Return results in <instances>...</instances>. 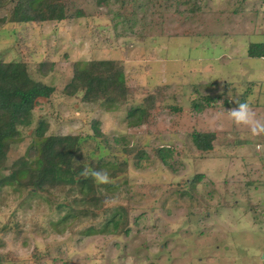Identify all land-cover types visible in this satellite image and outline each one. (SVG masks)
I'll return each instance as SVG.
<instances>
[{"label": "rangeland", "instance_id": "obj_1", "mask_svg": "<svg viewBox=\"0 0 264 264\" xmlns=\"http://www.w3.org/2000/svg\"><path fill=\"white\" fill-rule=\"evenodd\" d=\"M63 3V21L0 25V59L24 62L34 81L55 90L34 109L31 126L19 129L0 174L28 166L25 155L44 121L46 136H78V156L100 163L112 183L95 182L104 199L94 210L73 207L76 194L31 197L6 187L0 264H264V186L253 156L261 140L227 117L224 104L247 102L264 121L257 93L264 83H247L264 77V59L246 55L247 45L264 43V0ZM13 6L5 2L0 19ZM100 60L119 65L131 91L124 100L67 97L74 65ZM233 79L243 88L224 94L222 82ZM132 108L146 110L139 126L129 125ZM95 121L102 138L94 136ZM193 133L215 134L213 150L198 151ZM113 216L121 218L116 227Z\"/></svg>", "mask_w": 264, "mask_h": 264}, {"label": "trees", "instance_id": "obj_2", "mask_svg": "<svg viewBox=\"0 0 264 264\" xmlns=\"http://www.w3.org/2000/svg\"><path fill=\"white\" fill-rule=\"evenodd\" d=\"M60 1L0 0V7L5 2L14 3L9 17L0 19V25L6 22L17 26L63 21L65 3L60 4ZM107 1L100 0V4H106ZM247 57L264 59V43L250 44ZM40 69L43 76H47L50 67L43 63ZM54 91V88L34 81L24 62H4L0 59V172L10 147L20 142L19 129L31 126L34 109L40 105L42 99H49ZM63 92L67 97L82 93V100L87 104L101 101L112 104L122 102L131 91L126 86L119 65L113 60H100L89 61L81 67L74 65L72 78ZM145 104L151 108L153 98L146 100ZM134 116L135 121L129 125L139 126L146 116V110H128V117ZM98 126V122H93L92 130L96 138H102L103 134ZM47 132L48 124L39 121L35 130V141H32L25 155L28 166L13 170L7 177L0 174V193L6 187L14 186L13 189L18 192L27 190L31 197L35 194H76L80 198L71 202L73 207L98 209L104 196L101 193L97 196V185L91 177L84 179L79 173L84 167L104 168L94 160H81L78 156L81 145L78 136H46ZM215 138L213 133H193L192 142L198 151L210 152L213 150ZM162 149L164 148L159 150L158 157L163 165H167L166 154ZM200 178L196 177L197 180ZM68 206L64 204L62 207ZM120 219L113 216L110 223L116 227Z\"/></svg>", "mask_w": 264, "mask_h": 264}, {"label": "clouds", "instance_id": "obj_3", "mask_svg": "<svg viewBox=\"0 0 264 264\" xmlns=\"http://www.w3.org/2000/svg\"><path fill=\"white\" fill-rule=\"evenodd\" d=\"M228 116L235 124L248 126L253 136L264 134V121L256 118L255 112L251 110L247 102L238 103V107L228 111ZM79 175L84 179L91 177L97 184L112 183L109 173L103 169L84 167L81 169Z\"/></svg>", "mask_w": 264, "mask_h": 264}, {"label": "crops", "instance_id": "obj_4", "mask_svg": "<svg viewBox=\"0 0 264 264\" xmlns=\"http://www.w3.org/2000/svg\"><path fill=\"white\" fill-rule=\"evenodd\" d=\"M256 44H263V43H256ZM246 49L248 50V45H247ZM246 55H247V52H246ZM244 56H245V53H244ZM200 59L201 58H199L198 60H200ZM216 59H218V56H216L215 60ZM229 62H232V60L231 59L230 60H227V63H229ZM249 78H247V79H249ZM247 79L245 78L246 81H247ZM228 81H229V84L227 82H222V83H224V91H223V93L224 94H227V95L228 94H233L235 96L236 91L234 89H237V86H239L238 88H243V84H241V81H237L236 82L234 79L233 80H228ZM243 83H245V82H243ZM247 83H253V84H256V83H259V84L264 83V77L263 76H257L256 81H254V82L247 81ZM212 87H214L213 84H212ZM260 89H261V93H260V91L259 92L257 91V93L261 94V99H264V93H263L264 92V85ZM227 103L229 105H228V108H227V114L226 115H228V111H230L231 109L234 108L233 103H232V98H229L228 100H225L224 104L227 105ZM254 110L255 111H259L261 113V115H263V112H261L262 108H259L258 107V108H254ZM226 115H224V116H226ZM227 117H229V116H227ZM255 138L261 140V141H259V145H257V147H256L257 150L254 151V155L253 156L256 157L257 159H259L261 161V167H260V170L261 171L259 172V175L262 177V182L261 183L264 186V134H260L258 136H255ZM215 139H217V138H215ZM242 149H243V146H242Z\"/></svg>", "mask_w": 264, "mask_h": 264}]
</instances>
